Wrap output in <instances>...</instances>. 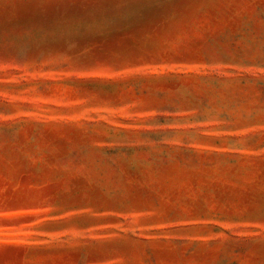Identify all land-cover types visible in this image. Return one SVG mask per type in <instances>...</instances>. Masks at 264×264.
Instances as JSON below:
<instances>
[{"label":"rangeland","instance_id":"374dc122","mask_svg":"<svg viewBox=\"0 0 264 264\" xmlns=\"http://www.w3.org/2000/svg\"><path fill=\"white\" fill-rule=\"evenodd\" d=\"M0 264H264V0H0Z\"/></svg>","mask_w":264,"mask_h":264}]
</instances>
